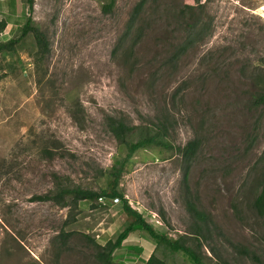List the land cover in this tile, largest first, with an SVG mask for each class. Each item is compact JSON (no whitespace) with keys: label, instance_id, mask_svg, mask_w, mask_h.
<instances>
[{"label":"rangeland","instance_id":"rangeland-1","mask_svg":"<svg viewBox=\"0 0 264 264\" xmlns=\"http://www.w3.org/2000/svg\"><path fill=\"white\" fill-rule=\"evenodd\" d=\"M139 1L0 0V43L31 18L49 46L42 56L29 35L0 54V264H98L91 241L104 246L124 230L119 200L81 201L69 218L68 208L35 199L54 190L55 175L105 187L104 172L128 154L109 118L164 122L174 148L199 142L189 197L179 151L142 149L126 164L120 190L156 232L190 231L189 198L213 223L200 240L207 264H264V216L254 206L264 189V106L251 81L264 67V0H203L195 15L186 13L193 0H147L131 28ZM196 16L210 29L191 45ZM44 148L59 154L46 159ZM156 247L137 229L113 264H146L154 253L193 264Z\"/></svg>","mask_w":264,"mask_h":264},{"label":"trees","instance_id":"trees-1","mask_svg":"<svg viewBox=\"0 0 264 264\" xmlns=\"http://www.w3.org/2000/svg\"><path fill=\"white\" fill-rule=\"evenodd\" d=\"M202 1L203 0H193L195 5H186V13H194V15L197 11L201 13V10L205 8ZM30 3L32 4V0H30ZM113 3H115V0H111L112 5ZM146 3L147 0H141L137 3L132 11L129 27L132 28L138 17H140ZM6 26L7 24L3 22L1 24V30H4ZM209 29V27L207 28L206 25L202 23L199 16L194 17L192 23L189 25L187 43L189 42L193 45L196 41H201L208 33ZM20 31L21 34L18 37L0 43V54L14 50L16 45L29 35H33L39 54L45 56L49 52L46 35L39 28L34 26L31 18L27 20ZM259 70L260 71L255 73V76L251 79L254 87L258 90L254 97V104L256 106H264V67ZM108 127L118 143L125 146L126 150H128V154L126 159L117 160L110 169L104 172L105 187L99 190H92L80 186H68L66 182L63 181L62 177L55 175L54 190L44 195L36 196L35 199L43 202H54L56 205L68 208L69 218H73L81 201H89L95 206H103L101 201L107 200H119L123 203L122 211L127 218V224L124 230L114 240H109L104 246L95 243L94 240L91 241L96 250L95 259L98 264H113V253L117 249H120L124 241H126L131 233L137 229L145 231L156 243L157 247L155 252L163 249L172 253H182L187 256L193 264H207L202 257L203 252L201 247H203V244H201L200 240L206 238V235L209 236L214 232L210 215L199 210L195 203L188 198L186 205L193 220L191 229L178 239H172L167 235L156 232L144 217L129 205L120 190V180L130 158L142 149L165 148L166 150L179 151L184 166L183 182L186 183V196L189 197L190 190L187 186V177L190 164L198 151L199 142L193 140L184 148H174L169 141V129L164 122L151 123L146 127H138L129 125L121 118H109ZM136 135L138 136L137 139H135ZM42 154L44 158L53 160L59 153L57 154L53 149L44 148ZM254 206L259 214L264 216V189L254 202ZM67 236L68 235L61 233L57 238L63 240L62 242L64 243L65 237ZM146 264L167 263L154 253L147 260Z\"/></svg>","mask_w":264,"mask_h":264}]
</instances>
